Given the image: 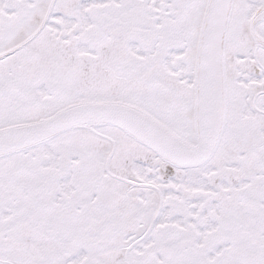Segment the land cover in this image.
I'll list each match as a JSON object with an SVG mask.
<instances>
[{
  "label": "snow or ice",
  "instance_id": "snow-or-ice-1",
  "mask_svg": "<svg viewBox=\"0 0 264 264\" xmlns=\"http://www.w3.org/2000/svg\"><path fill=\"white\" fill-rule=\"evenodd\" d=\"M0 264H264V0H0Z\"/></svg>",
  "mask_w": 264,
  "mask_h": 264
}]
</instances>
